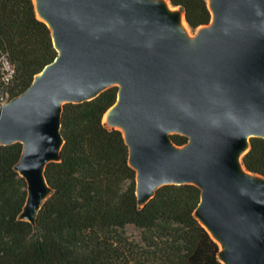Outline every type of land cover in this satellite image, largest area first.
<instances>
[{
	"label": "water",
	"instance_id": "water-1",
	"mask_svg": "<svg viewBox=\"0 0 264 264\" xmlns=\"http://www.w3.org/2000/svg\"><path fill=\"white\" fill-rule=\"evenodd\" d=\"M206 1L211 20L190 35L168 0H33L57 55L0 107V144H22L19 219L34 224L52 192L44 171L60 159L63 105L117 86L103 122L122 132L138 206L165 184H194L219 261L264 264V176L242 163L264 138V0Z\"/></svg>",
	"mask_w": 264,
	"mask_h": 264
},
{
	"label": "trees",
	"instance_id": "trees-1",
	"mask_svg": "<svg viewBox=\"0 0 264 264\" xmlns=\"http://www.w3.org/2000/svg\"><path fill=\"white\" fill-rule=\"evenodd\" d=\"M168 1L191 29L211 20L206 0ZM56 55L33 0H0V99L23 92ZM117 90L63 105L64 143L60 159L45 167L52 192L34 224L18 218L27 193L14 169L22 144H0V264H222L218 244L193 214L196 185L165 184L138 206L122 132L103 122ZM170 137L177 145L187 142L181 134ZM242 163L264 176V138H250ZM129 224L141 230L140 240L126 234Z\"/></svg>",
	"mask_w": 264,
	"mask_h": 264
},
{
	"label": "rangeland",
	"instance_id": "rangeland-1",
	"mask_svg": "<svg viewBox=\"0 0 264 264\" xmlns=\"http://www.w3.org/2000/svg\"><path fill=\"white\" fill-rule=\"evenodd\" d=\"M188 27L189 26H187V32L190 35H193L195 33V30L191 29L190 27L188 28ZM8 100L9 99H7V95L3 96V98L0 99V101H2V102H6ZM125 231H126V234L130 237V239H133L135 241L140 240L141 230L136 228L134 225H131V224L127 225L125 228Z\"/></svg>",
	"mask_w": 264,
	"mask_h": 264
},
{
	"label": "bare ground",
	"instance_id": "bare-ground-1",
	"mask_svg": "<svg viewBox=\"0 0 264 264\" xmlns=\"http://www.w3.org/2000/svg\"><path fill=\"white\" fill-rule=\"evenodd\" d=\"M181 24L187 30V24L185 23L183 17L181 16ZM189 28V27H188Z\"/></svg>",
	"mask_w": 264,
	"mask_h": 264
},
{
	"label": "built area",
	"instance_id": "built-area-1",
	"mask_svg": "<svg viewBox=\"0 0 264 264\" xmlns=\"http://www.w3.org/2000/svg\"><path fill=\"white\" fill-rule=\"evenodd\" d=\"M5 102H1V105H0V107L4 104Z\"/></svg>",
	"mask_w": 264,
	"mask_h": 264
}]
</instances>
